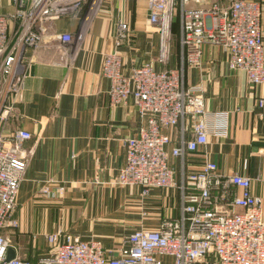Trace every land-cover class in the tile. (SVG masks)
Here are the masks:
<instances>
[{
	"label": "crops",
	"instance_id": "0c3cea01",
	"mask_svg": "<svg viewBox=\"0 0 264 264\" xmlns=\"http://www.w3.org/2000/svg\"><path fill=\"white\" fill-rule=\"evenodd\" d=\"M259 1L264 60V0ZM213 2L227 0H203L200 5ZM14 8L11 0H0L1 14ZM85 9L48 25L52 35L43 37L48 46L33 54L30 48L24 51L32 54V62L3 131L31 133L23 147H32V154L15 195L18 225L9 231L16 253L35 261L48 249L44 235L55 231L97 239L106 250L126 247L132 230L181 216L185 175L200 168L204 157L217 173L249 176L264 217V105L257 103L264 97V83L249 84L243 71L228 67L225 49L209 42L201 45L198 65H186L179 15L176 30L172 26L169 59L159 62V34L148 20L146 0H102L89 15ZM119 20L126 22L129 37L117 45ZM60 32L70 33L73 40L60 43L55 38ZM113 49L119 51L125 73L143 63L179 69L184 85L201 89L205 109L214 113L213 123L226 125L225 135L209 134L206 145L169 157L176 183L171 189L154 187L142 194L139 186L117 182L123 142L136 135L144 119L131 100H110L109 79L101 65ZM162 132L170 137L168 148L179 145L190 138L188 118Z\"/></svg>",
	"mask_w": 264,
	"mask_h": 264
},
{
	"label": "built area",
	"instance_id": "2783aa9c",
	"mask_svg": "<svg viewBox=\"0 0 264 264\" xmlns=\"http://www.w3.org/2000/svg\"><path fill=\"white\" fill-rule=\"evenodd\" d=\"M11 1L14 10L0 13V264H264L263 209L251 192L250 177L217 173L214 163L205 157L200 168L185 175L181 216L166 217L153 228L132 230L126 247L106 250L97 239L55 231L44 235L48 249L35 261L16 253L9 231L18 225L15 195L32 154V147H23L31 133L16 129L4 134V126L28 75L32 54L48 46L43 43L45 34L52 35L48 25L62 17L78 16L84 6V14H94L102 0ZM146 1L148 20L159 34V62L169 59L177 14L186 65L197 66L201 45L209 42L225 49L228 67L243 71L249 84L264 83L259 0H227L209 6H201L203 0ZM128 37L126 22L119 20L115 44ZM55 38L63 44L73 40L67 32L55 34ZM26 48L31 55H25ZM101 70L109 79L110 100H131L144 119L136 135L123 142L119 184L139 186L142 194L154 187L171 189L176 183L169 157L206 145L209 134H226V125H215L214 113L205 109L201 89L184 85L179 69H155L143 63L125 73L121 55L113 49L104 54ZM257 103L263 106L264 97ZM185 117L190 138L168 148L171 140L162 128L173 127ZM9 248L15 255L5 260Z\"/></svg>",
	"mask_w": 264,
	"mask_h": 264
},
{
	"label": "water",
	"instance_id": "95a60500",
	"mask_svg": "<svg viewBox=\"0 0 264 264\" xmlns=\"http://www.w3.org/2000/svg\"><path fill=\"white\" fill-rule=\"evenodd\" d=\"M14 255H15V252H14V250H13V249H11V248H9V249L7 250V253H6L5 260H8V259H10V258L14 257Z\"/></svg>",
	"mask_w": 264,
	"mask_h": 264
},
{
	"label": "trees",
	"instance_id": "16d2710c",
	"mask_svg": "<svg viewBox=\"0 0 264 264\" xmlns=\"http://www.w3.org/2000/svg\"><path fill=\"white\" fill-rule=\"evenodd\" d=\"M177 23H178V17H177V14H176L175 19L173 21V30H176Z\"/></svg>",
	"mask_w": 264,
	"mask_h": 264
}]
</instances>
